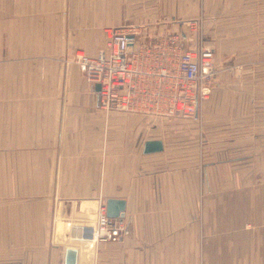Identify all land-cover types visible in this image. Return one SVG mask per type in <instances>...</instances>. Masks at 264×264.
Wrapping results in <instances>:
<instances>
[{"label": "crops", "instance_id": "0c3cea01", "mask_svg": "<svg viewBox=\"0 0 264 264\" xmlns=\"http://www.w3.org/2000/svg\"><path fill=\"white\" fill-rule=\"evenodd\" d=\"M185 1L192 3L0 0V264H61L63 245H50L53 222L92 220L109 198L125 200L123 237L99 243L95 255L84 242L76 244L78 264H149L135 258L144 255L139 246H165L161 231L141 220L154 219L160 188L182 186L181 171L160 169L164 143L160 152H142L146 140L159 139L144 135L147 119L101 111L94 85L62 58L76 48L96 56L105 48L106 27L129 25L154 35L170 21L169 28L178 29L175 16ZM258 1L239 4L244 11H264V0ZM254 44L238 41V50L229 49L239 59L264 60V41L257 51ZM222 120L232 132L227 143L222 132L223 152L238 148L237 140H249L244 149L260 143L259 125ZM166 175L177 183L166 185Z\"/></svg>", "mask_w": 264, "mask_h": 264}, {"label": "rangeland", "instance_id": "374dc122", "mask_svg": "<svg viewBox=\"0 0 264 264\" xmlns=\"http://www.w3.org/2000/svg\"><path fill=\"white\" fill-rule=\"evenodd\" d=\"M181 7L175 16L178 29H170L168 21L160 33L181 32L189 46L211 49L214 72L202 85L206 93L196 118L138 114L148 122L144 135L163 140L160 169L180 170L182 186L160 188L154 219L141 220V226L147 223L161 231L158 239H165V246H139L144 255L137 252L135 258L149 264H264V60L239 59L238 52L229 49L238 50L241 41L254 42L257 51V43L264 41V11H244L239 0H192ZM64 57L65 66L71 65ZM239 67H243L240 72ZM222 118L259 125L260 143L244 149L249 140H237L233 142L238 148L223 152L222 132L228 137L226 143L231 142L232 132L222 128ZM177 180L166 175L165 182L173 186ZM68 221L81 220L54 221L50 245L80 244L69 238ZM99 243L84 245L95 255Z\"/></svg>", "mask_w": 264, "mask_h": 264}, {"label": "built area", "instance_id": "2783aa9c", "mask_svg": "<svg viewBox=\"0 0 264 264\" xmlns=\"http://www.w3.org/2000/svg\"><path fill=\"white\" fill-rule=\"evenodd\" d=\"M104 33L105 48L96 56L76 48L64 57L66 64L79 67L88 84L100 85L101 111L197 117L206 93L202 85L213 77L211 49L189 46L181 32L142 36L136 27L124 25L106 27ZM91 221H68L69 238L92 245L118 242L126 230L124 217L107 216L104 204Z\"/></svg>", "mask_w": 264, "mask_h": 264}, {"label": "water", "instance_id": "95a60500", "mask_svg": "<svg viewBox=\"0 0 264 264\" xmlns=\"http://www.w3.org/2000/svg\"><path fill=\"white\" fill-rule=\"evenodd\" d=\"M129 38H132L129 36ZM131 45V43H130ZM95 91L100 89L99 84L94 85ZM163 150V142L160 139L146 140L143 144L142 152L144 154L160 152ZM106 214L109 217H123L125 210V200L109 198L106 200ZM61 264H78L79 248L76 245H63L61 247Z\"/></svg>", "mask_w": 264, "mask_h": 264}]
</instances>
